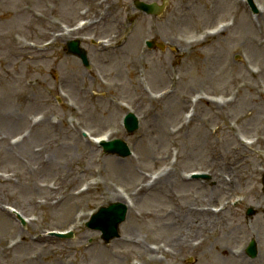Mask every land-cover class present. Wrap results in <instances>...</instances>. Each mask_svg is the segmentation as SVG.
<instances>
[{
  "label": "rangeland",
  "instance_id": "rangeland-1",
  "mask_svg": "<svg viewBox=\"0 0 264 264\" xmlns=\"http://www.w3.org/2000/svg\"><path fill=\"white\" fill-rule=\"evenodd\" d=\"M253 1L254 14L244 0H168L151 15L134 0H0V264H138L156 247L169 250L157 264H264V0ZM75 37L88 68L66 52ZM103 134L131 155L103 153L92 139ZM120 196L118 237L126 225L134 239L105 243L85 221ZM181 206L220 212L208 221ZM176 236L189 243L172 249Z\"/></svg>",
  "mask_w": 264,
  "mask_h": 264
},
{
  "label": "water",
  "instance_id": "water-1",
  "mask_svg": "<svg viewBox=\"0 0 264 264\" xmlns=\"http://www.w3.org/2000/svg\"><path fill=\"white\" fill-rule=\"evenodd\" d=\"M250 1V0H249ZM166 0L162 1V5L156 4H145L142 2L136 3L137 7L146 11L147 13H159L163 8ZM68 52L79 56L83 63L87 65V59L85 51L78 46V41H69L67 43ZM124 125L128 132H132L137 128V118L132 114L128 113L124 118ZM103 148L106 152L116 153L121 156H125L129 153L126 143L121 139H113L109 142L102 143ZM263 190H264V175L262 179ZM248 213L252 211L248 210ZM126 214V207L120 203H110L106 206H102L99 210L92 215L91 219L86 225L92 229L101 230V237L104 241H109L112 237L118 235V225L124 220ZM249 256L253 257L256 254V245L252 240L246 249Z\"/></svg>",
  "mask_w": 264,
  "mask_h": 264
},
{
  "label": "bare ground",
  "instance_id": "bare-ground-1",
  "mask_svg": "<svg viewBox=\"0 0 264 264\" xmlns=\"http://www.w3.org/2000/svg\"><path fill=\"white\" fill-rule=\"evenodd\" d=\"M102 137H107V136L106 135H103ZM102 137L96 138V141L98 142V140L100 138H102ZM248 145H250V144L249 143L247 144L246 142H243L242 145L239 144V146L237 148H242V147L247 148V147H250ZM229 163L230 162H228L227 164H229ZM174 177H175V173L174 172H171V170H169L166 173H163V174L158 175L157 177H154L153 180H152L153 183L151 184V186L152 185L159 184L160 182H162L164 180H166V181H170L171 180L172 181L174 179ZM234 180H235V177H234L233 174H232V176L230 174H228L227 175V178H224V177L223 178H220V175L218 174V175H216V181L217 182H215V183H216V186L217 187H225V188H227V187H229V185H231L233 183ZM144 191H145L144 186H141L140 188H138L136 190V192H138V194L137 193L133 194L134 198L137 195H139L140 193L144 192ZM130 197H131V195H129V198ZM116 201H120V202L126 204L128 206V208L130 207L128 200L126 198L122 197V196H120L118 198V200H116ZM181 208H183V210L186 211V213L189 212L190 210L191 211L193 210L194 212H191L193 215L201 214L202 217H204L203 215H206L207 216L206 219L208 221H212V217L213 216H217L219 214V211L216 212V210H213L212 207L211 208H201V209H197V208L192 207V209H191V208H189V206H181L179 208V210ZM177 216H180V214H178ZM201 220H204V218H201ZM175 223L176 222L174 220L173 223H172L174 227H176ZM123 230H124V232H123L124 234H122L120 237H118L116 239V241L118 243L131 242V240L134 239V237L132 236L131 228L130 227H126V225H125V228L123 227ZM39 238H43V237L42 236H39ZM188 243H189L188 241H183L181 236H176L175 238H173L170 241L169 245H170V247L172 249H175V248H181V247L185 246ZM197 245H199V244H196V246ZM170 247H169V249H171ZM158 250H163L164 252H168L169 251L168 249H165V248H161V249L160 248H157V247L156 248H151V249L150 248H148V249L146 248V249H144V250H142L140 252L139 260H137V263L138 264H157V258H156V256H155L154 253L155 252H159ZM218 250H219V252L221 254L226 253L227 254L226 256L233 255V254L230 253L229 250H227L226 248H224L222 246L220 248H218Z\"/></svg>",
  "mask_w": 264,
  "mask_h": 264
}]
</instances>
